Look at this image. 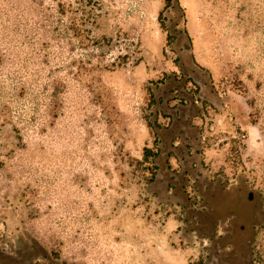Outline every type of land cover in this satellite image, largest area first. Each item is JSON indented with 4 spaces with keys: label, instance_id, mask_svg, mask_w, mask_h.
<instances>
[{
    "label": "rangeland",
    "instance_id": "rangeland-1",
    "mask_svg": "<svg viewBox=\"0 0 264 264\" xmlns=\"http://www.w3.org/2000/svg\"><path fill=\"white\" fill-rule=\"evenodd\" d=\"M165 3L0 0V264H264V0Z\"/></svg>",
    "mask_w": 264,
    "mask_h": 264
},
{
    "label": "trees",
    "instance_id": "trees-1",
    "mask_svg": "<svg viewBox=\"0 0 264 264\" xmlns=\"http://www.w3.org/2000/svg\"><path fill=\"white\" fill-rule=\"evenodd\" d=\"M165 1H166V3H165V6H166V7L170 6L171 3H172V0H165ZM158 153H159V152H158L157 149L154 150L153 148H148V147H146V148H145L144 159L147 160V159H149L150 157L157 155ZM154 168H156V166H154ZM153 174H155V172H154ZM152 177H153V176H152Z\"/></svg>",
    "mask_w": 264,
    "mask_h": 264
}]
</instances>
